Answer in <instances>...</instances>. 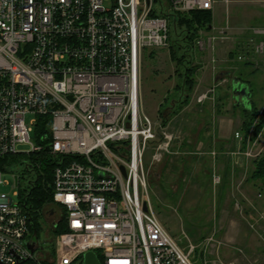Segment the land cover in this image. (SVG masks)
<instances>
[{
	"label": "built area",
	"instance_id": "built-area-1",
	"mask_svg": "<svg viewBox=\"0 0 264 264\" xmlns=\"http://www.w3.org/2000/svg\"><path fill=\"white\" fill-rule=\"evenodd\" d=\"M231 1L0 0V161L42 150L54 160L51 230L62 215L65 224L54 264L87 251L100 264H192L143 199L145 149L160 161L174 134L141 110L140 62L144 49L170 46L178 15ZM38 117L48 122L33 143ZM236 153L250 155L247 146ZM4 175L17 190L0 191V262L37 261L21 177L0 168V185Z\"/></svg>",
	"mask_w": 264,
	"mask_h": 264
},
{
	"label": "rangeland",
	"instance_id": "rangeland-1",
	"mask_svg": "<svg viewBox=\"0 0 264 264\" xmlns=\"http://www.w3.org/2000/svg\"><path fill=\"white\" fill-rule=\"evenodd\" d=\"M210 24V28H198L197 39L205 42L210 40L212 48L198 49L194 40L192 44L184 38L185 33L179 27V35H172L170 38L171 48L144 49L140 62L141 110L151 121L160 123L162 111L159 110L165 109L172 100L178 98L176 85L179 83V72L184 68L183 65L189 64L188 60L195 61V55L203 56L196 60H201L206 65L204 68L207 72L211 71L214 64H227L231 74L228 77L220 76L219 79L224 77L227 81L223 83V87H215V94L225 92L227 100L222 99L223 102L215 99L214 105H209L204 114H201L207 126L203 135H213L219 119L218 113L222 110L224 117L231 118L234 122L233 127L226 130L237 141L234 147L244 149L247 146L250 155L247 160L241 161L242 167L230 165L228 158L218 163L220 175L225 169L229 170L230 175L223 196L219 195L221 190L218 189L216 196H211L206 174L200 175L204 188L195 185V154L188 153L195 152V145L199 140L195 132V119L187 120L184 127L180 120L181 114L171 113L166 128L174 137L160 161L152 162L151 146L145 149L143 155L148 195L143 196V199L150 203L156 218L173 241L189 253L192 264H264V241L261 239H264V226H260L261 238L253 242L252 247L240 238L244 235L239 232L245 222L241 212L242 196H264V181L250 179L253 161L264 153V0H232L228 5L216 4L211 10ZM171 49L176 50L177 57L183 58L180 66L176 67V60L171 57ZM233 79L250 85L252 94L249 107L232 103L230 82ZM205 94L207 98L208 93ZM245 108L251 109L248 113V130L243 148L242 118ZM192 110L194 112L190 114L195 118V108ZM31 117L28 116L27 121ZM260 123V129L254 135L253 130ZM30 140L37 142L34 130L30 133ZM234 147L232 151L236 156L237 148ZM214 152L213 159L219 155L216 150ZM2 180L0 191L12 195L17 190L13 187V178L4 175ZM19 183L20 188H23V177L19 179ZM50 211V207H45L43 211L44 228L39 234L37 261L44 256L46 258L50 249V230L57 218ZM232 227H235L234 231ZM231 235L236 237L233 246L229 241ZM73 264L79 263L76 261Z\"/></svg>",
	"mask_w": 264,
	"mask_h": 264
},
{
	"label": "trees",
	"instance_id": "trees-1",
	"mask_svg": "<svg viewBox=\"0 0 264 264\" xmlns=\"http://www.w3.org/2000/svg\"><path fill=\"white\" fill-rule=\"evenodd\" d=\"M211 11L209 10H196L188 14L178 15L177 25L182 28V32L185 33L184 38L190 40L193 44L196 42L198 37V28L206 27L210 28L211 24ZM178 35V33L176 34ZM172 45L169 47L171 48ZM193 46V45H192ZM176 50L171 49V57L173 60H176V67L180 66L184 61L182 57L176 56ZM191 57V55H190ZM192 60V59H191ZM191 60H188V65H183V69L179 72V83L176 85V89L179 92V96L176 100H172L170 105L165 109H160L162 111L161 120L163 125L168 123L170 120L169 116L171 113L175 114L181 105L188 103L190 94L192 93L194 87V73L198 65L193 64ZM177 71V68H175ZM245 82V81H242ZM231 95V94H230ZM176 103L178 104L176 106ZM172 110L171 112L169 110ZM251 108L243 109V118H242V147L244 148L246 142V132L248 130V113ZM48 122L47 117H38L36 125L34 127V132L37 134L41 133L44 128H46V123ZM262 122V120H261ZM261 123L256 127L254 135L260 129ZM54 165V160L50 157L49 153L42 150L39 155L35 154H14L6 155L0 161V168L18 174L20 177H23L25 180V185L23 188L18 186V195L21 200V203L24 204L25 208L28 211L29 221H30V230L31 234L39 235L43 229V215L44 208L51 207L52 204V168ZM254 167L250 171L251 180H263L264 181V153L260 158L253 161ZM229 170L225 169L221 178V184L218 187V190H221L220 196H223L225 186L228 184ZM65 230L64 216H60L58 221L53 226L52 232V241L50 244V249L48 255L45 258L40 260H27L20 264H54V242L53 238L55 235L63 232ZM97 257L99 254L97 253ZM81 264V259L77 261Z\"/></svg>",
	"mask_w": 264,
	"mask_h": 264
},
{
	"label": "crops",
	"instance_id": "crops-1",
	"mask_svg": "<svg viewBox=\"0 0 264 264\" xmlns=\"http://www.w3.org/2000/svg\"><path fill=\"white\" fill-rule=\"evenodd\" d=\"M203 43L204 44L202 46L197 45L198 49L204 50L205 48H212V42H210V40H207V42L203 40ZM202 57L203 56L199 54L195 55L194 57L195 61L193 62L198 65L194 73V87L192 93L190 94L188 103L181 105V107H179L178 111L175 114H181L182 118H180V120L183 123L182 126L184 127L186 126L187 120L189 121L191 119H195V132L196 137H198L199 140L195 145V152H188L192 155L195 154V185L204 188V183L201 179L202 176L200 175L206 174L208 176V187L212 193L211 196H216V191L218 189L219 184L214 185L212 177L214 174L218 176L221 180L223 175H220L219 173L218 163H220L222 159L225 160V158H228V162L230 163V165L232 164L237 165L238 167H242L241 161L247 160V158L242 156L241 154H236V156L233 155V147L234 144L237 145V141L236 139L231 138L230 133L226 132V130L228 131V128L233 127L234 122L233 119L224 117L222 110L220 113H218L219 119H217V126L213 135H203L205 130L207 129V126L202 120L203 117H201V114H204V111L209 107V105H214L215 99L218 101L222 99L227 100L225 92L221 91V94H215V87H223V83L227 81V79L224 77H228L231 74V70L228 66H226L227 64L223 63L222 65H212L211 71L207 72L204 68L206 65H204L201 60H196V58L201 59ZM211 60L212 62L215 61L214 58H212ZM224 62L228 63V60H225ZM220 76L224 77H222V79H219ZM244 83L247 85V88L250 92V96L248 98V106H250V99L252 94L250 85L247 82ZM206 92L208 93V97H205L202 101L198 102L197 98L201 94H205ZM232 103H234L233 100ZM177 105L178 104L176 103V106ZM242 106L247 107L246 105ZM193 107L195 108V118L194 115L190 114L194 112L193 110L191 111ZM234 148L236 149L238 147ZM215 150L216 152H218L219 155H217V158L213 159L212 156L213 153H215ZM192 158L194 159L193 156ZM242 198L241 199L243 200V202L241 204V212L243 218L245 219V222H243L244 224L242 227H240L239 230L241 235H244L240 236V238L244 239V242L248 246L252 247L253 242L255 243V241L259 239V237L261 238V235L259 234L260 226H264V196H254L252 198L242 196ZM231 229L233 230L235 229V227H232ZM231 229L229 230L230 232H232ZM229 239L230 243L232 244L236 240V237L234 235H231ZM261 239L262 241H264L263 237Z\"/></svg>",
	"mask_w": 264,
	"mask_h": 264
},
{
	"label": "water",
	"instance_id": "water-1",
	"mask_svg": "<svg viewBox=\"0 0 264 264\" xmlns=\"http://www.w3.org/2000/svg\"><path fill=\"white\" fill-rule=\"evenodd\" d=\"M230 94L231 98L234 103L239 105H246L248 106V98L250 96V92L247 88V85L244 82L240 81H231L230 83ZM45 149H48V146L45 147ZM142 209L145 211L147 209V206L145 203L142 205ZM52 213V210L50 211ZM27 247L29 248L30 252L33 253L38 248V239L37 235L34 234L33 238L30 242H28ZM0 264H5L0 262ZM81 264H100L99 260L96 256V254L92 251H87L82 256Z\"/></svg>",
	"mask_w": 264,
	"mask_h": 264
},
{
	"label": "flooded vegetation",
	"instance_id": "flooded-vegetation-1",
	"mask_svg": "<svg viewBox=\"0 0 264 264\" xmlns=\"http://www.w3.org/2000/svg\"><path fill=\"white\" fill-rule=\"evenodd\" d=\"M234 81H239V80H236V79H233ZM233 80H231V81H233ZM240 82H242V81H240ZM231 83V82H230ZM51 215H56V213H55V211L54 210H52V213H51Z\"/></svg>",
	"mask_w": 264,
	"mask_h": 264
}]
</instances>
